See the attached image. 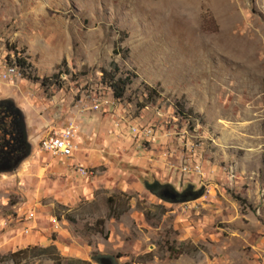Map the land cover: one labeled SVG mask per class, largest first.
I'll use <instances>...</instances> for the list:
<instances>
[{"label": "rangeland", "instance_id": "374dc122", "mask_svg": "<svg viewBox=\"0 0 264 264\" xmlns=\"http://www.w3.org/2000/svg\"><path fill=\"white\" fill-rule=\"evenodd\" d=\"M15 56L35 78L0 82V99L21 109L30 151L0 171V264H102V256L112 264H264V0H0V64ZM112 59L135 74L120 98L101 82ZM102 98L112 102L94 109ZM109 106L136 124L171 129L175 141L160 153L174 162L178 136L194 144L203 174L170 180L131 160L120 163L121 176L94 167L103 174L90 192L65 188L39 138L59 131L70 110ZM154 180L202 193L164 200L147 185ZM109 195L115 211L126 207L118 216Z\"/></svg>", "mask_w": 264, "mask_h": 264}, {"label": "crops", "instance_id": "0c3cea01", "mask_svg": "<svg viewBox=\"0 0 264 264\" xmlns=\"http://www.w3.org/2000/svg\"><path fill=\"white\" fill-rule=\"evenodd\" d=\"M80 109L81 108L70 110L66 117V123L61 126L63 127L67 125L69 121H73L77 126L75 134L77 149L73 151V156L71 158L62 159L51 155V158L53 159L49 162L50 171L57 176L56 179L64 181L65 188H68L71 191H81L83 188L84 191L90 192L98 177L103 174L102 171L94 172V167H111L114 169V172L118 171L120 173V163L123 165L124 161L132 160L135 163L144 165L151 172H154V174L156 173V176L160 175L162 178L170 180L177 179L178 181L180 179V174L181 176L185 175H182L183 172L180 169L182 163H189V165H192L191 163H199L202 165L204 161H206L204 159H195L197 155L193 158H189V143L186 142V140L184 142L181 141V137L179 138V136L177 139L179 143H182V146H180L179 149L181 152L179 158H175L177 164L174 162L173 158H167L166 155L160 153L161 144L168 143V145L171 146L175 141L171 137V129L163 131L156 130V135L147 139L149 145L146 149H140L138 141L141 137L130 134L125 127L126 123L134 122L127 119L124 116L123 110L117 106H109L104 113L98 111L89 112L86 111V109ZM116 119L123 121L121 127L114 125L113 121ZM158 128H163V125L160 124ZM171 140H173V142H171ZM130 145L138 147L137 149L133 148L134 153L132 154V148H130L129 151H125ZM109 151L117 153L118 156L111 158L112 160H110L106 155L109 154ZM135 152H140L142 154L137 158ZM72 164L86 166L91 170V173L88 176H83L74 169ZM46 165H48V163H46ZM119 173L118 175L121 176V173ZM191 176H194L192 179L197 178L195 173H191ZM75 181L79 183H75ZM27 213L28 212H26L25 215L26 218ZM34 241H36V237L34 238ZM50 245L52 244H49L48 246Z\"/></svg>", "mask_w": 264, "mask_h": 264}, {"label": "built area", "instance_id": "2783aa9c", "mask_svg": "<svg viewBox=\"0 0 264 264\" xmlns=\"http://www.w3.org/2000/svg\"><path fill=\"white\" fill-rule=\"evenodd\" d=\"M21 72L14 65L12 61H4L0 64V82L10 81L13 78L21 77ZM112 102L108 98H102L92 103L94 109L99 110L103 104H108ZM115 126L121 127L123 121L114 120ZM126 129L128 132L134 136H140L141 138H152L156 133L155 125L153 124H136V123H126ZM77 128L73 121L60 128L59 131L47 132L45 135L41 136L38 140L39 147L42 151L48 152L53 156L60 157L62 159L71 158L73 156V151L77 149V143L75 141V134ZM194 144L189 143V158H193L196 154V148ZM182 163L180 169L183 174H200L202 175V166L199 163ZM74 169L83 176H88L91 173V170L83 165L72 164ZM34 217V210H29L27 213V218L32 219ZM24 230L28 232L29 227H25Z\"/></svg>", "mask_w": 264, "mask_h": 264}, {"label": "trees", "instance_id": "16d2710c", "mask_svg": "<svg viewBox=\"0 0 264 264\" xmlns=\"http://www.w3.org/2000/svg\"><path fill=\"white\" fill-rule=\"evenodd\" d=\"M118 49H119V45L116 43L112 49L113 53L115 54V53L120 52V50H118ZM121 49L126 53V51H125L126 49H123V48H121ZM9 61H12L14 63V65L21 72L22 76H27V77L32 76V78H35V76L30 74L31 68H32L31 64L27 60L22 58L21 56H15L14 58L10 59ZM54 75L56 76L57 74H54ZM133 76H135L134 72L121 69L114 59L110 60L107 67H101V82L103 84H105L107 87L111 88L112 95L115 98H120L124 95V93L128 87V84H130L132 81ZM49 79L50 78L45 77L41 80V83L47 84V83H49ZM144 89H145V93L149 99H154L155 96L157 95V92H155L154 87H151V86H148L145 84ZM175 106L177 107V111L179 112L180 116H182V117L190 116L189 113L191 114V112L188 109L184 110L183 106L180 105L179 103L175 104ZM27 144H29V143L27 142ZM28 149L20 156V158H24L29 153L30 150H28ZM12 167H10V168H12ZM147 183L148 182H146V184ZM147 185L149 186V188L151 189V191L153 193L157 194L160 198H162L164 200H168V201H185V200L190 201V200L196 199L202 193V190H196L195 191L192 188H190L191 185L187 186L186 188H184L180 191H177V190L172 188L171 184H169L167 182L159 183L158 180H154V184H147ZM154 185H156V187H154ZM163 191H171L174 193L173 194L174 196L170 197V196L164 195L162 193ZM107 201L109 203V206L111 209L110 211H111L112 215L118 216L126 209V207H125L121 210L115 211L114 207L118 203H117V200L115 199L114 195H109L107 197ZM95 222L102 224L103 219L98 218ZM94 229L98 232H102V230H103L101 225L99 228H98V226H95ZM50 246H48V247H50ZM28 249H30V248L19 249L16 252H13L12 255L15 256V255H18L19 253H24ZM40 249H46V248H40ZM13 260H14V258H13Z\"/></svg>", "mask_w": 264, "mask_h": 264}, {"label": "flooded vegetation", "instance_id": "af4514ba", "mask_svg": "<svg viewBox=\"0 0 264 264\" xmlns=\"http://www.w3.org/2000/svg\"><path fill=\"white\" fill-rule=\"evenodd\" d=\"M16 106L12 100L0 99V171L12 167L29 148L22 125V111Z\"/></svg>", "mask_w": 264, "mask_h": 264}, {"label": "water", "instance_id": "95a60500", "mask_svg": "<svg viewBox=\"0 0 264 264\" xmlns=\"http://www.w3.org/2000/svg\"><path fill=\"white\" fill-rule=\"evenodd\" d=\"M6 99H9V100H12L13 101V99L12 98H3V99H1V100H6ZM16 107H18V106H16ZM19 108V107H18ZM21 119H22V125H23V130H24V132H25V134H26V124H25V119H24V116H23V113H22V115H21ZM26 136H27V134H26ZM154 187H156V185H154ZM164 195H167V196H170V197H173L174 195V193L173 192H171V191H163L162 192ZM99 261H100V263H102V264H111V257H109V256H102V257H100V259H99Z\"/></svg>", "mask_w": 264, "mask_h": 264}]
</instances>
